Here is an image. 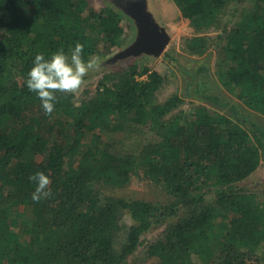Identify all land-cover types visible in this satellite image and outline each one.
I'll list each match as a JSON object with an SVG mask.
<instances>
[{"label":"trees","instance_id":"trees-1","mask_svg":"<svg viewBox=\"0 0 264 264\" xmlns=\"http://www.w3.org/2000/svg\"><path fill=\"white\" fill-rule=\"evenodd\" d=\"M172 1L198 33L216 26L229 6L244 2ZM93 2L0 0V264H127L145 234L183 211L189 216L168 228L150 254L159 264H189L215 251L211 244L196 246L212 221L206 205L212 193L234 213L216 264L259 262L264 201L238 190L261 165L264 140L257 133L205 107L174 114L183 102L178 95L164 103L157 99L166 82L164 65L152 70L118 60L122 70L112 85H102L79 106L73 95L57 92L50 115L28 90L27 73L37 53L50 58L80 42L84 59L98 58L100 69L129 44L128 34L136 35L122 10ZM191 40L189 49L201 55L197 48H205V41ZM223 50V84L247 108L264 114V0L254 1ZM165 57L172 60L169 53ZM129 127L148 129L156 139L138 152L105 143L109 132ZM37 171L51 178L52 193L39 202L32 200L35 184L29 180ZM135 180L155 183L173 200L108 202L98 191L103 184L122 188ZM124 212L135 224L121 242Z\"/></svg>","mask_w":264,"mask_h":264},{"label":"rangeland","instance_id":"rangeland-1","mask_svg":"<svg viewBox=\"0 0 264 264\" xmlns=\"http://www.w3.org/2000/svg\"><path fill=\"white\" fill-rule=\"evenodd\" d=\"M254 1L244 0L241 5L229 6L216 26L198 33L192 23L182 17L179 8L172 0H149L150 11L158 23L167 30L170 41L158 58L140 59L139 56L138 60L131 57L121 60V62L126 61L124 64L126 66L136 62L143 63L152 70L164 65L166 67V82L158 92L157 99L160 103H164L172 96L178 95L183 102L174 114L186 115L198 107H205L213 113L232 118L249 131L257 133L264 140V114L247 108L239 99L238 92L228 89L223 84L221 78L222 65H220L224 59L225 51L223 49L228 34L250 12ZM93 4L102 7L114 3L112 0H94ZM127 36V43L129 44L115 51V54L132 44L136 35H133L132 31V35L130 33ZM194 37H199L200 40L205 41V48L201 45L197 48L199 51H204L201 55H196L189 49L191 39ZM167 53L170 54L171 61H164L167 59L165 57ZM112 56L104 59V61L112 59ZM118 63L104 64L103 62L102 65L105 67L90 70L79 89L75 93H69L74 96L75 104L79 106L95 97L102 85H112L114 74L122 70L121 65L123 63ZM99 66H101L100 62ZM155 139L154 133L148 129L129 127L126 130L117 129L109 132L107 136L105 135L104 141L119 151L138 152L143 144L153 142ZM238 188V190L255 195L257 201H264V147L259 169L246 181L238 184ZM98 191L102 199L108 202L114 199H129L168 205L173 200L164 189L147 180H135L122 188L107 187L103 184L98 186ZM206 205L212 211V221L196 246L211 244V249L215 251L211 250L210 253L193 257L188 261L189 264H216L221 241L223 242L224 237L232 231L230 221L234 213L218 204L214 193L208 196ZM188 216L183 211L164 226L145 234L142 237L143 245L129 258L127 264H159V257L151 256L150 248L162 239L168 228L174 227ZM121 222L124 226L121 242H124L126 231L135 222L128 212L122 214ZM257 254L259 262L252 264H264V251H258Z\"/></svg>","mask_w":264,"mask_h":264},{"label":"clouds","instance_id":"clouds-1","mask_svg":"<svg viewBox=\"0 0 264 264\" xmlns=\"http://www.w3.org/2000/svg\"><path fill=\"white\" fill-rule=\"evenodd\" d=\"M99 67L98 58L84 59V45L76 42L68 52L60 49L46 58L44 53H37L33 66L27 73L26 85L36 94L45 114H52L58 103L57 92L75 93L90 70ZM35 184L32 200L39 202L52 195L49 185L51 178L42 171L29 177Z\"/></svg>","mask_w":264,"mask_h":264},{"label":"water","instance_id":"water-1","mask_svg":"<svg viewBox=\"0 0 264 264\" xmlns=\"http://www.w3.org/2000/svg\"><path fill=\"white\" fill-rule=\"evenodd\" d=\"M140 17L137 19L139 23ZM141 21L144 24L149 22L146 17H141ZM152 30L144 31L140 24V29L138 30L137 40L126 47L120 53H117L114 58L109 59L104 62V64H113L118 60H125L131 57H139L141 55H148L158 58L170 41V36L164 27L159 24L153 23Z\"/></svg>","mask_w":264,"mask_h":264},{"label":"flooded vegetation","instance_id":"flooded-vegetation-1","mask_svg":"<svg viewBox=\"0 0 264 264\" xmlns=\"http://www.w3.org/2000/svg\"><path fill=\"white\" fill-rule=\"evenodd\" d=\"M112 2L118 9L122 10L126 15H128L133 20L135 30H136V36L132 44L137 40L136 38L138 35V30L140 29V24H141L142 29L144 28L145 32L147 30H152L153 23L159 24L154 14L149 9V0H112ZM139 17H140V20L138 23L137 19ZM141 17L142 18L146 17L149 20V22L147 23L145 22L143 24L141 21Z\"/></svg>","mask_w":264,"mask_h":264}]
</instances>
